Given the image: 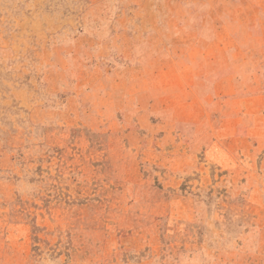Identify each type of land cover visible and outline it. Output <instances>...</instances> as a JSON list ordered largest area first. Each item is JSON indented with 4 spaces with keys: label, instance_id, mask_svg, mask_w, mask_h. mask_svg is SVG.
Instances as JSON below:
<instances>
[{
    "label": "rangeland",
    "instance_id": "374dc122",
    "mask_svg": "<svg viewBox=\"0 0 264 264\" xmlns=\"http://www.w3.org/2000/svg\"><path fill=\"white\" fill-rule=\"evenodd\" d=\"M0 264H264V0H0Z\"/></svg>",
    "mask_w": 264,
    "mask_h": 264
}]
</instances>
